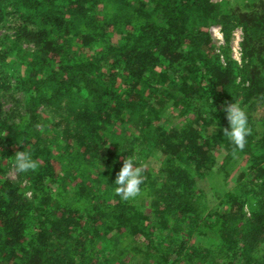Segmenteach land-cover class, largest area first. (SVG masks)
<instances>
[{"label": "trees", "instance_id": "16d2710c", "mask_svg": "<svg viewBox=\"0 0 264 264\" xmlns=\"http://www.w3.org/2000/svg\"><path fill=\"white\" fill-rule=\"evenodd\" d=\"M8 14L0 97L21 92L26 110L15 120L0 108V264H264V109L254 113L264 108V73L256 62H222L208 28L219 22L227 35L241 25L244 53L264 62V0L232 9L213 0H0V20ZM158 68L177 77L163 88L183 106L167 127L156 123L166 102ZM232 102L248 115L243 151L223 135L221 109ZM219 144L224 162L246 154L249 164L202 214L194 173ZM132 147L143 165L164 155L157 171L144 165L145 207L114 194ZM22 150L38 164L24 173L29 194L4 174ZM195 232L204 240L189 242Z\"/></svg>", "mask_w": 264, "mask_h": 264}, {"label": "rangeland", "instance_id": "374dc122", "mask_svg": "<svg viewBox=\"0 0 264 264\" xmlns=\"http://www.w3.org/2000/svg\"><path fill=\"white\" fill-rule=\"evenodd\" d=\"M219 2L221 5L229 8L240 7L244 8L246 4H248L249 0H213ZM14 16L12 14H8L4 16L0 20V37L3 34L11 33L13 31L14 24ZM209 32L211 34L212 45L215 51L220 56L222 62L225 60V56H229L233 58L237 62V57L241 56L243 63H238V65L243 66L246 64V67H250V62H256L260 71L264 73V62L261 60H251L244 53V47L242 44L243 41V29L239 24L233 23L229 30L226 32L223 29V26L219 22H213L209 24ZM21 46L24 49L31 48L32 44L30 42L21 41ZM154 75L164 83L159 88L158 97L161 100L166 102L162 103L165 111L164 113H160L159 118L156 120V123H162L163 126H170L177 124L181 118L182 104L180 103V98L176 95L165 93L167 92L163 88L164 85L171 86L175 84L177 85V77L173 76L169 72H166L164 68H158L155 70ZM245 75L239 72L236 76L237 81H242ZM23 94L21 92H10L7 94H3L0 97V108L2 111L9 113L15 120H21L24 113L25 108L22 104ZM177 98L179 104H175L174 100ZM170 100V101H167ZM155 105L159 107L160 103L154 101ZM171 102V103H170ZM172 106V107H171ZM181 107V108H180ZM38 109L42 113V115L50 117L54 115V112L50 109V107L39 106ZM263 106H258L255 110V114H259L263 111ZM133 148V147H132ZM137 149L133 148L130 150L131 155L137 156ZM228 152L226 146L219 144L211 149V157L209 161V166L202 170L200 173H194L196 177V188L198 193L199 200V210L202 214H206L207 212L218 208L220 206V200L222 199V194L226 190L232 189L236 184H240L238 180V176L241 172H245L247 170V166L249 164V156L246 154H239L233 157L229 162H224V158ZM164 155L160 152L156 151L151 153L148 157L144 159V165L150 167L154 171L158 169L163 164ZM146 161V162H145ZM14 163H5L4 174L6 177L18 181L21 186L26 189L25 185L27 184V179L24 176V173H16L14 167ZM151 174L157 172H150ZM27 194H29V190L26 189ZM136 204L139 207H145L148 205V197L143 194L136 198ZM203 236L201 233L195 232L192 237H190L189 242L197 243L203 241ZM135 260H140L139 262L142 264V259L136 256Z\"/></svg>", "mask_w": 264, "mask_h": 264}, {"label": "clouds", "instance_id": "9594fccd", "mask_svg": "<svg viewBox=\"0 0 264 264\" xmlns=\"http://www.w3.org/2000/svg\"><path fill=\"white\" fill-rule=\"evenodd\" d=\"M238 63H243L241 56ZM221 111L225 113L228 127L223 128V135L233 145V152L243 151L247 144V137L251 133L246 111L235 102L225 104ZM13 167L16 173L35 171L37 162L32 158L30 151H17L14 155ZM145 166L131 155L123 159L122 167L116 173L114 194L123 201L135 200L142 194L141 185L144 182Z\"/></svg>", "mask_w": 264, "mask_h": 264}]
</instances>
